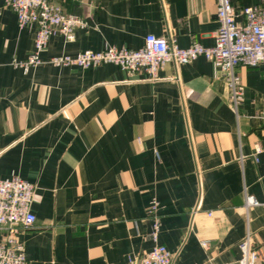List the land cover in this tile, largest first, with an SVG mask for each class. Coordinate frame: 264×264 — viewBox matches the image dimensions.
I'll return each mask as SVG.
<instances>
[{"label":"crops","instance_id":"0c3cea01","mask_svg":"<svg viewBox=\"0 0 264 264\" xmlns=\"http://www.w3.org/2000/svg\"><path fill=\"white\" fill-rule=\"evenodd\" d=\"M50 1L85 25L71 41L53 31L43 62L25 70L14 61L33 51L37 25L20 26L0 0V179L34 185L36 220L17 234L29 264H136L154 244L152 198L171 264H239L247 229L263 245L260 67H237L243 91L234 111L203 56L168 61L152 78L113 63L48 62L105 46L137 50L148 34L212 46L216 0ZM262 1L231 0L236 12ZM245 193L260 203L247 212Z\"/></svg>","mask_w":264,"mask_h":264},{"label":"built area","instance_id":"2783aa9c","mask_svg":"<svg viewBox=\"0 0 264 264\" xmlns=\"http://www.w3.org/2000/svg\"><path fill=\"white\" fill-rule=\"evenodd\" d=\"M5 5L14 11L20 26L27 23L37 25L33 51L25 61H14L16 66L25 70L43 62L40 53L53 31H59L66 41H71L75 29L85 25L83 19L65 12L60 4L50 0H5ZM216 16L219 26L214 44L209 47L200 43L180 47L174 40L148 34L144 37L143 46L137 50L105 46L99 51L84 50L73 56H52L48 62L56 66L84 68L113 63L129 73L140 70L152 78L157 69L168 61L178 65L203 56L216 66L228 90V101L237 111L243 91L237 67H260L264 78V0L254 6H245L239 12L231 0H216ZM238 16L241 19L238 20ZM33 193L34 185L19 176L0 179V264H29L17 234L20 228L29 227L36 220L31 211ZM259 204L254 196L245 193L243 208L246 212L249 207ZM199 205L200 202L196 208ZM158 211L159 202L152 198L147 212L151 219L149 235L154 244L137 259L136 264H171V252L157 240L160 228ZM201 244L207 246L206 241ZM238 248L241 253L239 264L264 263V244L256 243L249 229L239 241Z\"/></svg>","mask_w":264,"mask_h":264}]
</instances>
